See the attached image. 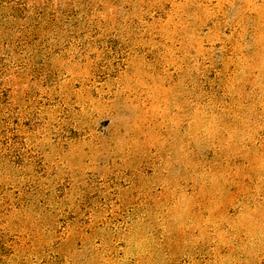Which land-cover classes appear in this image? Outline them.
I'll return each mask as SVG.
<instances>
[{"label": "rangeland", "instance_id": "obj_1", "mask_svg": "<svg viewBox=\"0 0 264 264\" xmlns=\"http://www.w3.org/2000/svg\"><path fill=\"white\" fill-rule=\"evenodd\" d=\"M0 264H264V0H0Z\"/></svg>", "mask_w": 264, "mask_h": 264}]
</instances>
